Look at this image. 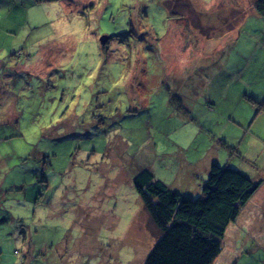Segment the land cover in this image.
<instances>
[{
    "label": "rangeland",
    "instance_id": "1",
    "mask_svg": "<svg viewBox=\"0 0 264 264\" xmlns=\"http://www.w3.org/2000/svg\"><path fill=\"white\" fill-rule=\"evenodd\" d=\"M178 1L192 9L179 11L177 0H0V170L31 175L34 142L48 149L55 170L43 182L51 206L45 212L34 203L33 178L30 198L0 202L30 220L24 226L33 240L0 225V264H143L160 233L133 177L149 167L173 182L171 158L163 154L173 157L175 144L184 149L193 140L211 141L221 126L216 118L228 108L248 118L250 109L235 97L220 99L214 112L195 97L189 109L179 100L172 107L175 87L167 85L181 77V68L207 64L203 41H215L232 25H210V35L189 26L224 25L221 17L242 15L255 4ZM256 9L259 17L247 16L244 25L259 27L260 38L251 35L247 47L234 46L239 66L253 59L250 80L264 76V12ZM186 194L195 199L201 190ZM248 211L264 219L254 201L241 216ZM246 260L244 254L239 261Z\"/></svg>",
    "mask_w": 264,
    "mask_h": 264
},
{
    "label": "crops",
    "instance_id": "2",
    "mask_svg": "<svg viewBox=\"0 0 264 264\" xmlns=\"http://www.w3.org/2000/svg\"><path fill=\"white\" fill-rule=\"evenodd\" d=\"M245 1L255 4V0H237L232 6L241 5L243 7ZM194 6L197 7V2ZM183 10L182 6L179 11ZM206 11L212 12L210 7ZM255 11L257 10L254 5V8L251 6V8L244 9L242 15L231 12L230 14L235 15L234 18L232 15L229 16L230 14L226 17L220 16L224 25H213L210 22L204 26V30L195 25L189 26V29H198L210 35L212 29L205 31L208 27L232 25L215 35V41L210 40V37L209 40L203 41L207 44V49L204 51L207 64L204 66L198 64L194 67L196 71H192L194 69L192 67L181 68L183 71L181 77L176 80L174 78L172 84H169L171 90L175 87V91L172 92L180 96L186 109L191 108L194 95L195 98L202 96L204 102L210 106L209 109H205L206 112L219 109L220 99L235 97L238 98L235 103H243L250 109L248 118L233 116L234 110L231 111L228 108L225 115L216 118L215 121L221 123V126L217 129V133H214L216 136H213L211 141L193 140L186 144L184 149L183 145L175 144L173 157L167 152L163 154V157L171 158L167 166L173 164L175 172L173 182L164 181L147 167L157 179L166 182L171 188H180L179 191L186 193L201 190L212 162L238 169L252 179H262L261 184L240 208L237 218L228 224L222 239L221 250L210 264H264V219L254 218L251 211H248L246 217L241 216L243 209L252 201L256 208L264 209V111L261 109L264 102V76L257 74L251 80L248 79L253 73H247V66L254 64L253 59L250 56L251 59L246 66L244 64L239 66L238 57H241V54L238 56L234 51V46L237 45L238 49H241V44L247 47V40L251 35L253 38H260L259 27H248L246 30L244 25L247 16L252 14L259 17ZM179 14L176 13V16ZM217 49L220 50L215 52ZM226 73L229 76H226ZM200 144L202 146L199 148ZM47 161L50 160L47 159ZM52 163L54 162L50 164L53 165ZM29 192L33 194V190H28ZM36 193L34 192V203ZM228 239L233 240L232 245L225 243ZM244 254L247 260L241 263L239 260Z\"/></svg>",
    "mask_w": 264,
    "mask_h": 264
},
{
    "label": "trees",
    "instance_id": "3",
    "mask_svg": "<svg viewBox=\"0 0 264 264\" xmlns=\"http://www.w3.org/2000/svg\"><path fill=\"white\" fill-rule=\"evenodd\" d=\"M177 4L180 8L183 6L192 9L187 1L177 0ZM256 7L261 11L260 13H263L264 0H255V9ZM173 81L171 79L169 83L172 84ZM168 87L169 85H167V89ZM170 91L168 92L170 93ZM178 100L182 101L180 96L171 92L172 107H176L173 105ZM61 129H65V126ZM67 134L69 135V133H65V135ZM62 141L65 142L67 139H62ZM33 144L34 150L28 154V157H31L32 162H34L31 175L25 171L20 177L15 176L16 168L13 171H8V173L0 170L2 172L0 202L10 197L14 198V196L20 200L30 198L31 193H28V185L34 179L37 181L35 183L37 187L35 203L37 208L45 212V209L51 206L45 202L46 200L44 201L48 187L43 182L45 178L47 181L48 173L55 170H53L51 162L47 161V159L49 160L46 158L49 155L48 149L46 147L44 149L37 148L36 143ZM36 153L39 154L36 155ZM23 158H19L20 163L17 165H21ZM8 161L14 160L6 159V163ZM43 162H46V166H42L40 169L39 164ZM17 165L14 166L17 167ZM40 174L42 181H39L41 179ZM9 176H14L15 179L12 180ZM28 177L30 178L28 179ZM29 180L32 181L28 182ZM261 182V178L252 179L238 169L212 162L208 177L201 188V195L193 199L190 195L172 189L166 182L157 179L149 168H142L133 177V184L151 222L154 223L160 233L143 264H210L221 250V239L228 224L237 218L240 208ZM20 195L22 196L20 197ZM28 223L30 220L27 217H23L19 213L13 214L8 206L0 204V225L5 226L4 230L8 231L9 234L22 237L24 241L28 238L31 239L30 231H26L24 226H29ZM36 254L40 255L39 248L36 250Z\"/></svg>",
    "mask_w": 264,
    "mask_h": 264
},
{
    "label": "water",
    "instance_id": "4",
    "mask_svg": "<svg viewBox=\"0 0 264 264\" xmlns=\"http://www.w3.org/2000/svg\"><path fill=\"white\" fill-rule=\"evenodd\" d=\"M106 39H107V36H106V35L102 36V37H101V42H102V43H105Z\"/></svg>",
    "mask_w": 264,
    "mask_h": 264
},
{
    "label": "built area",
    "instance_id": "5",
    "mask_svg": "<svg viewBox=\"0 0 264 264\" xmlns=\"http://www.w3.org/2000/svg\"><path fill=\"white\" fill-rule=\"evenodd\" d=\"M261 109L264 111V103H262V105H261Z\"/></svg>",
    "mask_w": 264,
    "mask_h": 264
},
{
    "label": "bare ground",
    "instance_id": "6",
    "mask_svg": "<svg viewBox=\"0 0 264 264\" xmlns=\"http://www.w3.org/2000/svg\"><path fill=\"white\" fill-rule=\"evenodd\" d=\"M264 103V102H263Z\"/></svg>",
    "mask_w": 264,
    "mask_h": 264
}]
</instances>
